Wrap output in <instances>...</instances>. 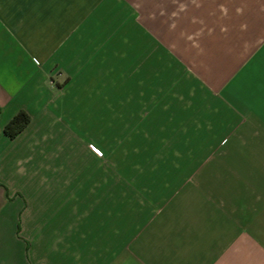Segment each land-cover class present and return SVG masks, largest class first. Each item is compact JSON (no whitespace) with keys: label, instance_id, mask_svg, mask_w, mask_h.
<instances>
[{"label":"crops","instance_id":"crops-1","mask_svg":"<svg viewBox=\"0 0 264 264\" xmlns=\"http://www.w3.org/2000/svg\"><path fill=\"white\" fill-rule=\"evenodd\" d=\"M0 264H264V0H0Z\"/></svg>","mask_w":264,"mask_h":264},{"label":"rangeland","instance_id":"rangeland-1","mask_svg":"<svg viewBox=\"0 0 264 264\" xmlns=\"http://www.w3.org/2000/svg\"><path fill=\"white\" fill-rule=\"evenodd\" d=\"M88 110H86V113ZM68 122V121H66ZM63 128L62 134L69 135L68 140L66 141L64 138L63 140V147H64V157H62V161L65 163H68V166L76 165L79 163V165L82 163L84 164V168H95L97 165L96 160L89 155V150L94 152L98 157H100L99 163L101 168H109L110 165L114 164L116 162L117 168H125V166H129V168H140V157L138 156H132L130 154L129 157L117 156L110 158L107 154V150H104L103 148L107 146V143L103 140H100V136L98 135V126H94L91 122L87 123L83 126V130H78L77 133V126L70 124L63 123L61 125ZM117 131L118 136L124 135L125 131V125L118 124L117 125ZM67 132V133H64ZM72 132H75L78 134V139H73ZM66 141V145H64ZM122 146L124 145V141L121 142ZM137 142H134L136 144ZM94 146L98 150L102 152V155H98L94 149L92 148ZM131 153V152H130ZM122 154H124V150H122ZM84 157V160H83ZM60 159V161H61ZM127 164V165H126ZM134 165V166H133Z\"/></svg>","mask_w":264,"mask_h":264},{"label":"trees","instance_id":"trees-1","mask_svg":"<svg viewBox=\"0 0 264 264\" xmlns=\"http://www.w3.org/2000/svg\"><path fill=\"white\" fill-rule=\"evenodd\" d=\"M31 122V115L26 110H19L4 126L3 133L15 139Z\"/></svg>","mask_w":264,"mask_h":264},{"label":"built area","instance_id":"built-area-1","mask_svg":"<svg viewBox=\"0 0 264 264\" xmlns=\"http://www.w3.org/2000/svg\"><path fill=\"white\" fill-rule=\"evenodd\" d=\"M92 148L94 149V151L98 154V155H102V152L100 150H98L97 148H95L94 146H92Z\"/></svg>","mask_w":264,"mask_h":264}]
</instances>
